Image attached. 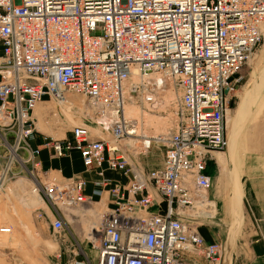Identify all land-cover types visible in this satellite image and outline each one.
I'll return each mask as SVG.
<instances>
[{"label":"built area","instance_id":"obj_1","mask_svg":"<svg viewBox=\"0 0 264 264\" xmlns=\"http://www.w3.org/2000/svg\"><path fill=\"white\" fill-rule=\"evenodd\" d=\"M263 31L264 0H0V193L28 177L57 234L68 232L70 210L97 215L80 231L93 256L71 245L57 254L67 255L64 264H221V244L198 232L214 207L204 195L209 163L224 146L239 69ZM150 73L179 88L182 115L155 136L139 134L123 114L125 82ZM68 93L91 115L83 111L60 138L38 131L36 104L52 100L65 118ZM152 143L163 145L159 165H139L131 150ZM43 149L49 158L77 151L95 170L91 193L81 176L46 178ZM104 167L119 178L105 177Z\"/></svg>","mask_w":264,"mask_h":264},{"label":"rangeland","instance_id":"obj_2","mask_svg":"<svg viewBox=\"0 0 264 264\" xmlns=\"http://www.w3.org/2000/svg\"><path fill=\"white\" fill-rule=\"evenodd\" d=\"M239 76L234 101L225 116L224 146L213 153L214 160L209 163L211 184L204 195L214 205L212 217L201 220L199 226L218 228L217 223L222 225L227 254L223 264H229L231 244L239 237L248 219L249 211L243 196L246 178H254L264 190V31L260 42L239 69ZM131 83L140 85L133 89ZM179 95L180 90L173 81L159 73H150L142 79L133 75L124 85L123 114L135 120L139 134H166L182 121ZM67 96L73 107L70 113L65 111L67 117H71L70 121L52 114L56 107L52 100L45 99L35 106L41 112L39 122L45 130L48 128L54 133L53 138L65 136L72 125L79 124L83 111L91 115L79 95L68 93ZM162 151L161 143H152L145 153L134 149L130 155L152 167L158 165ZM41 156L42 152L40 160ZM52 167L56 169L53 163ZM31 187L24 175L7 181L0 193V264H64L67 255L63 253L58 258L57 254L71 245H78L87 257H92L93 250L80 232L86 224L80 227L66 214L63 218L68 232H53L48 207L38 194L31 192ZM224 200L229 210L228 221L222 208ZM237 205L239 212L235 218Z\"/></svg>","mask_w":264,"mask_h":264},{"label":"crops","instance_id":"obj_3","mask_svg":"<svg viewBox=\"0 0 264 264\" xmlns=\"http://www.w3.org/2000/svg\"><path fill=\"white\" fill-rule=\"evenodd\" d=\"M40 113L41 112L38 111V109H35L33 113L37 118V127L46 134L55 137L53 132L49 131L48 128L45 130L41 122H39V119L41 118ZM69 119H71V117H69ZM41 152V170L45 171L46 178L52 179L56 183H64L71 178L81 176L86 180L85 193L87 195L91 193V190L93 189L92 182L97 176L94 169L87 170L82 166L77 151L72 150L65 156L52 158L48 157L46 149L41 150ZM52 163L56 169L52 167ZM158 165L152 167L148 166V168H153ZM103 174L105 177L111 178L112 180L119 178L117 173L106 168L104 169ZM245 185L243 196L249 211L248 219L243 226L239 237L235 239L236 241H234L233 245L231 244L229 264H264V190L261 189L260 184L257 183L254 178H246ZM95 198L96 197H94V199ZM225 203L224 200L222 208L227 215V220L229 210L227 211ZM218 214L221 215L219 212ZM217 224L218 228L207 226L199 227L198 232L205 242L223 241L224 234L222 230L223 228H221L222 225L219 223ZM182 257L186 260L190 259L186 252H182ZM226 260L227 254L225 256V261Z\"/></svg>","mask_w":264,"mask_h":264},{"label":"bare ground","instance_id":"obj_4","mask_svg":"<svg viewBox=\"0 0 264 264\" xmlns=\"http://www.w3.org/2000/svg\"><path fill=\"white\" fill-rule=\"evenodd\" d=\"M123 91H124V89H123ZM68 98H69V97H68ZM123 99H124V93H123ZM124 100H125V99H124ZM66 102H67V103L65 104L66 107H69L70 105H72V102H71L69 99H68ZM123 109H124V102H123ZM34 110H35V109H34ZM80 110H82V109L80 108ZM65 111H66V109H64V111H63V112H64V116H65V120H66V121H70V119L67 117ZM67 112H68V111H67ZM33 113H34V112H33ZM69 113H70V112H69ZM52 114L55 115V112L53 111ZM33 115H34V114H33ZM34 117H35V121H34V123H35V127H36V129H37L38 131L44 133L45 135L50 136V135L46 134L45 132L41 131V130L37 127V124H36L37 118H36V116H34ZM142 135H144V134H142ZM139 165H144V164H142V163L139 162ZM208 203H210V204L212 205V202H208ZM203 204H204V203H203ZM203 204H202V205H203ZM197 205H200V206H201V204H197ZM212 206H214V205H212ZM82 211H83V212H82ZM212 212H213V210H211V212L209 213V214H210L209 217H212ZM238 212H239V209H238V205H237L236 208H235V218L238 217ZM67 215H68V216H71L72 221H73V222L75 221V223H76L78 226H80V227H82L83 223L86 224V227L91 226L93 223H95L96 218H97V215H95L94 212H91V213H90L89 210H87V208H85V207L82 208L81 211H79V210H70V211H68ZM209 217H208V218H209ZM83 227H84V225H83ZM219 243L221 244V253H222L221 264H223L224 261H225V256H226L225 243H224L223 241H221V242H219Z\"/></svg>","mask_w":264,"mask_h":264}]
</instances>
